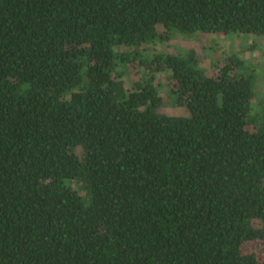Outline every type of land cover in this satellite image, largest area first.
Instances as JSON below:
<instances>
[{"label":"trees","instance_id":"obj_1","mask_svg":"<svg viewBox=\"0 0 264 264\" xmlns=\"http://www.w3.org/2000/svg\"><path fill=\"white\" fill-rule=\"evenodd\" d=\"M175 34L263 38L264 0H0V264H264L255 74Z\"/></svg>","mask_w":264,"mask_h":264},{"label":"rangeland","instance_id":"obj_2","mask_svg":"<svg viewBox=\"0 0 264 264\" xmlns=\"http://www.w3.org/2000/svg\"><path fill=\"white\" fill-rule=\"evenodd\" d=\"M201 35L181 36L175 34L168 47L165 48L159 44L157 47L159 50L162 47L170 53L195 49L199 58H201L203 66L206 65L208 67L209 73L212 70L210 65H207L209 62H212L215 68L218 64L224 65L230 57L239 58L245 65L247 63V67L255 74L256 97L254 105L264 103V37L258 38L244 34H230L229 36L215 34L209 37ZM130 67L131 69L123 77L127 86L145 75V71L141 67L138 68L135 65H131ZM157 84H159L162 96L168 97L171 85H173L168 74L157 75ZM166 105L163 112L167 114L189 116V112L185 108ZM247 250L255 253L258 258L264 259V239L247 245Z\"/></svg>","mask_w":264,"mask_h":264}]
</instances>
